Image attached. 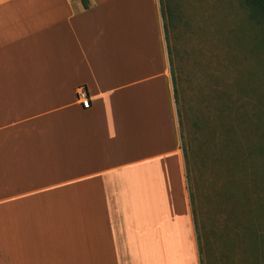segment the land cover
<instances>
[{"label": "crops", "instance_id": "crops-1", "mask_svg": "<svg viewBox=\"0 0 264 264\" xmlns=\"http://www.w3.org/2000/svg\"><path fill=\"white\" fill-rule=\"evenodd\" d=\"M88 2L0 0V264H201L161 1Z\"/></svg>", "mask_w": 264, "mask_h": 264}, {"label": "rangeland", "instance_id": "rangeland-1", "mask_svg": "<svg viewBox=\"0 0 264 264\" xmlns=\"http://www.w3.org/2000/svg\"><path fill=\"white\" fill-rule=\"evenodd\" d=\"M160 1L202 264H264L261 30L242 0Z\"/></svg>", "mask_w": 264, "mask_h": 264}, {"label": "trees", "instance_id": "trees-1", "mask_svg": "<svg viewBox=\"0 0 264 264\" xmlns=\"http://www.w3.org/2000/svg\"><path fill=\"white\" fill-rule=\"evenodd\" d=\"M243 4L245 6V8L247 9V15H248V19L250 21H253L254 23H256L262 33V36L264 38V0H242ZM80 2L82 3L84 8H88L89 2L88 0H80ZM169 9V13L171 11L170 8ZM164 29H165V25H164ZM168 52V58H169V48L167 50ZM174 97L175 100L177 102L178 98H177V90L174 86ZM194 214V211H193ZM194 221H195V229H196V238H197V242H198V250H199V256H200V263L202 264V249L200 247V238L198 235V230L196 227V219H195V214H194Z\"/></svg>", "mask_w": 264, "mask_h": 264}, {"label": "built area", "instance_id": "built-area-1", "mask_svg": "<svg viewBox=\"0 0 264 264\" xmlns=\"http://www.w3.org/2000/svg\"><path fill=\"white\" fill-rule=\"evenodd\" d=\"M77 100L80 102L84 109L89 108L90 101L87 92L84 89H78L76 93Z\"/></svg>", "mask_w": 264, "mask_h": 264}]
</instances>
